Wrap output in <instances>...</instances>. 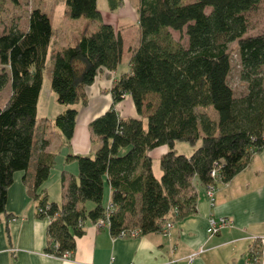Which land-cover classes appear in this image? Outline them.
<instances>
[{"label":"trees","instance_id":"trees-1","mask_svg":"<svg viewBox=\"0 0 264 264\" xmlns=\"http://www.w3.org/2000/svg\"><path fill=\"white\" fill-rule=\"evenodd\" d=\"M104 1L98 6L97 0H62L65 19L84 21L73 42L51 57L50 89L66 107L53 120L63 139L59 148L70 144L77 116L73 105L85 102L83 89L122 61V30L104 21L102 13L115 12L123 2ZM259 1L137 0L138 39L127 50L128 69L109 88L111 105L88 124L98 145L94 154L66 155L77 171L74 176L61 173L60 205L49 202L40 189L56 152L47 151L48 141L39 143L36 134L51 20L37 8L29 12L26 28L4 30L0 91L8 87L9 95L0 103V216L13 174L34 165L36 214L50 218L47 253L59 257L72 252L85 220L94 226L102 219L114 238L169 235L174 221L194 212L197 187L204 188V195L210 187L214 194L216 184L239 174L264 144V29L244 36V13L254 11ZM168 29L182 32L186 45L174 41ZM230 44L236 50L238 78L246 84L237 97L227 82ZM125 96L138 118H123L114 110ZM208 108L214 119L204 111ZM175 143L188 144L192 153H176ZM161 146L166 150L157 160V178L149 153ZM104 188L109 189L107 204ZM166 222L172 224L168 231L162 230Z\"/></svg>","mask_w":264,"mask_h":264},{"label":"crops","instance_id":"crops-1","mask_svg":"<svg viewBox=\"0 0 264 264\" xmlns=\"http://www.w3.org/2000/svg\"><path fill=\"white\" fill-rule=\"evenodd\" d=\"M49 17L52 38L48 53H53L73 42L84 20L74 28V34L65 36L63 33L60 37H54V25L52 17ZM65 28L64 24L63 30ZM122 39L124 41L123 35ZM137 39L136 29L134 42L130 43L127 50L135 48ZM128 57L127 51L124 67L118 66L110 74L99 73L94 83L83 89L85 102L78 101L73 105L77 116L69 146L59 148L63 143L62 136L54 126L52 131L47 122V129H37L39 143L43 139L47 140L46 150L56 152L54 166L40 188L46 191L49 202L59 205L62 203L61 173L67 171L72 176L76 174L75 162H67L66 155L92 156L98 147L89 134L88 124L111 105L109 88L121 73L127 71ZM45 89L47 101L55 102L51 114H46V120L53 122V117L63 112L66 107L56 101V94L50 89V77H47ZM40 92L37 117L42 98V91ZM114 110L120 117L138 118L128 96L115 103ZM176 145L177 143L173 146L176 153L186 156L192 153V148L182 145L178 149L179 146ZM165 150L166 147L161 146L149 153L152 173L157 178L160 176L157 160ZM33 174L34 165L27 172H15L11 185L7 188L5 212L0 216V264H183L182 258L199 246L203 247V252L190 264H245L246 259L251 258H256L255 264H264V242L258 238L264 235V144L259 152L252 155L248 165L239 174L226 184H216L211 205L204 195V188L197 187L194 212L174 221L169 235L154 232L114 238L106 228H95L89 220H85L81 235L74 238L75 248L68 258L52 256L46 252L48 224L47 219L36 214V203L31 192ZM108 195L109 189L104 188L103 196L107 202ZM209 216L227 217L231 225L207 238L205 227ZM13 217L15 219L11 221L10 218ZM249 237L258 239L252 240Z\"/></svg>","mask_w":264,"mask_h":264},{"label":"rangeland","instance_id":"rangeland-1","mask_svg":"<svg viewBox=\"0 0 264 264\" xmlns=\"http://www.w3.org/2000/svg\"><path fill=\"white\" fill-rule=\"evenodd\" d=\"M98 1V6H100L101 0ZM104 1V0H102ZM105 2V1H104ZM122 6L115 10V12H103L102 18L108 22L116 23L121 28V35L124 36L123 41V52H122V61L119 67H124V61L127 57V47L131 45L130 43L134 42L135 32H136V22L135 20V11L134 8L136 6L137 0H122ZM257 8L254 11H249L244 13L247 22V29L245 31V35H253L256 32L264 29V0H260L257 4ZM64 4L62 0H18L17 3L13 2L12 0H0V35L4 32V30H8L11 27H19L21 29L26 28L28 14L33 9H41L47 15L52 17V23L54 25V37H60V35L65 34V36H69L74 34V28L79 26L81 19L78 20H70V19H63L62 9ZM210 9H206V13L209 12ZM65 20V21H64ZM64 24L66 28L63 30ZM171 34V37L174 41L180 42L182 46L186 45V38L182 32H176L168 29ZM230 49L232 50V54L230 56L229 62L231 63L230 74L228 76L227 82L231 86L233 90V95L241 96L245 93L246 84L241 82L238 78V64H237V57H236V50L234 49V45H229ZM52 53H48L47 61L45 63L44 72H43V80L44 85L42 87V98L40 101V107L37 117V129H42V127H46L45 123L49 126V128L53 131L54 124L51 121L46 120V114H51V108L53 105V100L51 102L47 101V89H45V84L47 81V77H50V66L52 64ZM1 72V66H0ZM264 82V81H263ZM9 95L8 87H5L3 90L0 91V103H3ZM46 103L47 105H44ZM55 103V102H54ZM55 111V106L53 108ZM206 114L212 119H214V114L208 108L204 110ZM55 116L53 117L54 120ZM56 141V140H55ZM181 144V145H179ZM185 145L189 147L186 143H177L176 146ZM103 204H107V201L104 199L103 196ZM92 207L90 201H87L85 204V208ZM257 240V239H256Z\"/></svg>","mask_w":264,"mask_h":264},{"label":"built area","instance_id":"built-area-1","mask_svg":"<svg viewBox=\"0 0 264 264\" xmlns=\"http://www.w3.org/2000/svg\"><path fill=\"white\" fill-rule=\"evenodd\" d=\"M205 195L207 196V199L209 201V204L211 205L213 203V191L212 188L207 187L206 191H205ZM49 206H47L48 209ZM41 211V210H40ZM15 219V217H13V219H11V221H13ZM47 221H50V218L46 217ZM105 222L102 219H98L95 221L94 227L95 228H99L100 226H104ZM231 225V221L227 218V217H223L220 216L218 218H215L213 216H209V218L207 219V225L205 227V233H206V237L210 238L211 236L217 235L221 229L227 228ZM172 224L169 222H166L163 229L162 230H166L168 231L171 228ZM170 231V230H169ZM124 233H121V235H119L118 237L123 236ZM252 240L254 239H258L264 242V235H262L261 237H249ZM203 252V247L199 246L198 249L189 252L186 256H184L182 258L183 260V264H190L191 261H193L196 257L199 256V254H201ZM52 255V254H49ZM70 253L66 252L64 253L61 257L64 258H68ZM53 256V255H52ZM252 259V260H251ZM251 259H246L245 264H255L256 263V258H251Z\"/></svg>","mask_w":264,"mask_h":264}]
</instances>
